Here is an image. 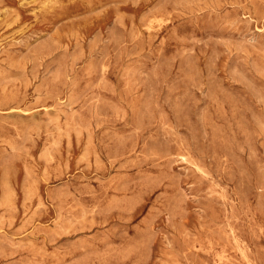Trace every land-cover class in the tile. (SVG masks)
I'll use <instances>...</instances> for the list:
<instances>
[{"label": "rangeland", "instance_id": "obj_1", "mask_svg": "<svg viewBox=\"0 0 264 264\" xmlns=\"http://www.w3.org/2000/svg\"><path fill=\"white\" fill-rule=\"evenodd\" d=\"M0 264H264V0H0Z\"/></svg>", "mask_w": 264, "mask_h": 264}]
</instances>
